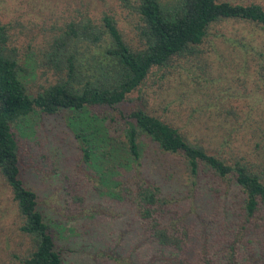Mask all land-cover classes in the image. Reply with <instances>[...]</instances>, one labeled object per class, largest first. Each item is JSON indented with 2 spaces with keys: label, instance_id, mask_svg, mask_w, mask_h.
<instances>
[{
  "label": "trees",
  "instance_id": "trees-1",
  "mask_svg": "<svg viewBox=\"0 0 264 264\" xmlns=\"http://www.w3.org/2000/svg\"><path fill=\"white\" fill-rule=\"evenodd\" d=\"M131 8L138 17L136 45L125 39L110 15L103 14L96 22L86 16L67 23V30L41 50L40 63L48 65L53 79L32 96L19 74L8 30L0 25V176L8 186L17 214L14 224L25 244L19 264H64L36 208V194L20 176V147L14 128L26 116L71 111L73 122L67 125L78 129L75 135H83L95 144L97 125L104 118L90 113L88 107H111L121 102L151 68H165L178 58L196 56L202 53L199 45H210L212 38H220L227 49L235 46L237 52L248 47L246 70L254 67L264 82V9L258 4L135 0ZM229 19L253 24L260 34L246 41L242 35L238 41L226 37L217 25ZM223 109H210L208 115L222 121L229 116L237 120L234 108ZM119 116L124 125L115 142L126 157L117 168L126 171L128 167L133 172L139 164L140 138H146L161 152L178 157L186 177L199 189L188 196L181 186L174 188V198L182 195L177 197L181 201L178 203L171 202L170 194L157 183L125 175L115 179L108 187L109 197L129 207L131 213L130 227L124 225L130 232V248L124 254L128 256L131 249L132 254L122 264H264V109L257 119H251L252 123L229 130L232 135L241 132L243 149L249 141L253 149L250 158L243 149L242 155V150L234 151L236 156L230 162L199 139H189L173 121L158 118L143 105L125 113L119 111ZM221 141L225 146L230 143ZM108 146L105 156L115 150L114 144ZM88 156V148L83 147V159L87 161ZM201 178H205L202 187ZM225 181L231 182L238 196L229 204L217 195ZM189 207L192 214L186 212L183 216L182 209Z\"/></svg>",
  "mask_w": 264,
  "mask_h": 264
},
{
  "label": "rangeland",
  "instance_id": "rangeland-1",
  "mask_svg": "<svg viewBox=\"0 0 264 264\" xmlns=\"http://www.w3.org/2000/svg\"><path fill=\"white\" fill-rule=\"evenodd\" d=\"M226 1L258 4L264 9V0ZM134 4L135 0H0V25L8 30L9 44L15 49L19 74L29 96L53 79L48 65L40 63V53L53 37L67 30L69 22L86 16L96 22L103 14L110 15L125 39L136 45L138 17L131 8ZM217 26L218 31L235 40L240 35L246 41L260 34L253 24L232 19ZM211 40L210 45L208 42L199 45L202 53L196 56L178 58L165 68H151L142 83L121 102L111 107H88L90 113L104 118L97 125L95 144L83 135H75L78 129L67 125L73 122L68 110L53 115L35 112L15 126L21 179L36 194V208L64 264H122L130 258L132 249L128 256L124 254L130 248L127 246L130 232L124 225L129 226L131 213L129 207L109 197L108 187L115 179L125 175L157 183L170 194L171 202L178 203L181 201L177 197L182 195L174 198V188L181 186L188 196L199 191L197 184L192 185L186 177L178 157L161 152L146 138H140L139 164L133 172L128 167L126 171L117 168L126 157L121 145L115 142L120 139L124 125L119 111L125 113L143 105L158 118L173 121L189 139H199L228 162L236 156L234 151L245 147L240 142L241 132L232 135L229 130L252 123L251 119H257L264 109L263 78L254 67L246 70L248 47L237 52L235 46L236 50L225 48L220 38ZM237 41L235 45H239ZM161 75L164 77L157 80ZM222 107L234 108L237 120L229 116L222 121L216 115H208L210 109ZM223 139L230 142L228 146ZM249 142L243 150L250 158L253 149ZM109 144H114L115 150L105 156ZM83 147L89 151L87 161L82 157ZM243 150L239 155L244 154ZM202 183L205 184V178L199 182L201 187ZM230 183L223 182L217 192L228 204L238 197ZM182 210L183 216L193 212L192 207ZM16 217L8 186L0 176V264H19L25 244L14 224Z\"/></svg>",
  "mask_w": 264,
  "mask_h": 264
}]
</instances>
